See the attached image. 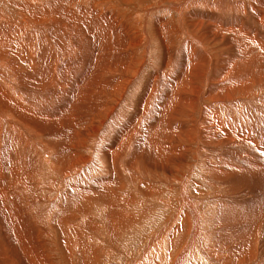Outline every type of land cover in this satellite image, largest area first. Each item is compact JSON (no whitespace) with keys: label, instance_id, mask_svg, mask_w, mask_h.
I'll return each mask as SVG.
<instances>
[{"label":"bare ground","instance_id":"obj_1","mask_svg":"<svg viewBox=\"0 0 264 264\" xmlns=\"http://www.w3.org/2000/svg\"><path fill=\"white\" fill-rule=\"evenodd\" d=\"M70 1L41 0L35 7L40 11L22 8L8 15L0 1V264H16L13 254L25 256L27 249L40 256L33 257L37 262L51 264L44 243L45 236H55L50 235L55 228L60 229V242L70 239L82 264L86 254L98 248L93 250L88 239L82 246L81 228L95 224L88 218L72 224L69 209L82 197L88 208L106 216L111 235L119 233L117 227L131 226V220L121 222L122 213L115 210L118 176L124 172L144 195L154 192L139 168L142 172L147 162L157 159L165 160L164 169L169 166L171 157L182 152L179 136L191 137L200 149L215 144L236 151L216 163L221 172L217 165L206 171L210 186L225 194L218 198L224 200L217 205L216 236L207 237L184 180L175 216L180 227L168 237L169 226L153 233L140 258L153 256L151 241L160 238L161 246L169 244V252L160 246L154 254L164 257L160 264H190L192 256L205 264H264V135L253 126L264 120L254 111L264 105V98L252 100L255 84L264 92L258 75L264 71V0H257L255 9L246 6L248 12L244 4L225 5L226 0H156L168 2L178 14L177 30L187 37L178 46L173 20L166 16L151 19L149 32L141 33L136 18L130 23L110 11L107 2L100 6L97 0H73L70 10ZM117 1L141 6L151 0ZM246 16L250 24L244 22ZM152 40L161 48L160 66L150 60L143 71ZM137 63L135 74L127 76ZM250 96L253 118L234 123L231 115ZM181 114L184 122L175 123ZM90 142L92 152L85 155ZM248 146L258 151L246 154L242 147ZM145 153L152 154L151 160H143ZM101 154L113 160L102 164ZM67 158L76 160L68 165ZM77 160L82 164L79 171ZM66 257L71 260L70 251Z\"/></svg>","mask_w":264,"mask_h":264},{"label":"rangeland","instance_id":"obj_2","mask_svg":"<svg viewBox=\"0 0 264 264\" xmlns=\"http://www.w3.org/2000/svg\"><path fill=\"white\" fill-rule=\"evenodd\" d=\"M2 2H5L6 4V12L8 14H14V12H18L20 9L24 8L26 12L33 13L34 11H40L36 9L35 7L39 5V2L41 0H10L13 4H15V8L9 7V4L5 0H0ZM32 1V3H31ZM182 0H177L178 3H180ZM231 1V3H229ZM238 1V2H237ZM240 1V2H239ZM257 0H229L225 1V5H236L237 3H242L243 9L245 12H248L247 7H253L256 8L254 4L256 5ZM71 4L68 6L71 10L72 3H74L73 0L70 1ZM109 3L112 7L109 8L110 11H118V13L121 15L122 18L125 20L128 19H137V23L140 24L139 31L142 33L144 31L149 32L151 19H156V21L162 20V16H166L167 18L172 19L171 26L176 29L174 32V42L175 46H178L180 39L181 40H187V37L184 36L180 31H178V24L176 22L178 18V14L176 11H174V8H168L170 4L168 2L166 3H159L156 0H151L147 3H143L141 6L139 4H133V5H126L119 3L117 0H97L95 4H99L100 6H104L105 3ZM136 2V0H135ZM236 2V3H234ZM104 4V5H102ZM26 5H31L28 9H26ZM98 6V5H95ZM146 6V7H145ZM138 7V8H137ZM144 8H149L148 12L145 11ZM156 8V9H155ZM228 8V7H225ZM115 9V10H114ZM139 9V10H138ZM143 10V11H142ZM144 12V14H143ZM163 13V14H162ZM231 14H234L232 10L230 11ZM138 14V16H137ZM242 14V12H241ZM136 16V17H135ZM151 16V17H150ZM243 16V14H242ZM144 17V18H143ZM147 17V18H146ZM241 17V16H240ZM246 19V21H245ZM243 18L244 22L249 23L248 16ZM146 21V23H144ZM132 23L131 21H129ZM252 22V21H251ZM145 26H144V25ZM252 24V23H251ZM148 25V26H147ZM145 28V29H144ZM144 29V30H143ZM180 33V34H179ZM180 36H179V35ZM264 37V36H263ZM261 37V39H263ZM264 41V39L262 40ZM261 43V42H260ZM15 45V44H14ZM10 46V45H9ZM6 49H10L9 47ZM217 52V49H214ZM142 47L138 49L137 55L138 60L142 58ZM213 51V54L216 53ZM161 55V48L157 41L152 40L151 44L149 45V55H148V61L144 64V68L142 67L143 71L149 68L148 64L150 60L154 67H159V59ZM134 67H136L135 70H131L127 73V76L134 75L136 70L139 68V64L137 63ZM173 67V66H172ZM172 67H168V69H172ZM258 73V72H257ZM264 71L259 73L258 75L260 78L264 80ZM118 75H121L119 73ZM138 75V74H137ZM136 75V76H137ZM165 77V76H164ZM138 78H136L137 80ZM1 85V83H0ZM255 90V91H254ZM259 87L256 86V84L252 87V91L254 94H256V98L250 96L248 99L243 101L244 104L243 107H240L238 112H233V122L236 124L239 123H249V119H252L253 116H251V113L254 111H259V113L264 116V105H258V107H255L253 104L254 102L252 100H257L259 98H264V92L258 91ZM261 93V94H260ZM132 94V93H131ZM114 95H118V93H115ZM107 96V95H106ZM109 96L106 98L108 100ZM262 103L264 101H261ZM210 102H207V105H209ZM247 104V105H246ZM264 104V103H263ZM247 106V107H246ZM254 108V111L251 110L252 107ZM236 110V111H237ZM246 114V115H245ZM127 116V113H125ZM138 115V114H137ZM104 115H101L98 120H95L97 125H99V122L103 119ZM185 119V118H184ZM100 120V121H99ZM186 120V119H185ZM184 122L183 121V115L181 114L179 117L176 118L175 123L177 122ZM262 123V124H261ZM187 127L190 126L189 122H185ZM256 124V125H255ZM261 124V125H260ZM123 125V123L120 125V127ZM259 125V126H258ZM264 120L263 121H256L253 123V126H255L258 133L264 135ZM225 126V125H223ZM110 132V133H109ZM113 131H108V135L112 137ZM262 132V133H261ZM107 135V136H108ZM107 138H110V137ZM182 136H179L177 139L178 143L180 144L181 148V154L178 152V154L173 157H171L170 160H173L171 163L169 162V166H167L165 169L163 168L164 159H157L152 162H147L144 168L142 169V172L139 168V173L141 175L146 176V178L150 181L149 187L154 188V192L144 195L141 191V188H137L134 184H130L132 180L126 175L124 172H122L121 176H118V181L120 182L121 186L118 188L114 202L115 204V210L121 212L122 219L121 222L126 221L128 219L131 220L130 225L125 228L117 227V230L119 233H116V235H111V231L106 228V219L105 215L99 214L100 212L96 208H88L85 201L81 197L79 199V202L77 206L70 208L69 215L71 217V223L75 224L80 222L83 218H88L89 223L95 224L94 227L88 228V227H82V246H87L85 239H88V243L91 246V248L94 250V248H98V251L95 250V253L93 255L91 254L92 251L88 252L85 256V260L82 262V264H147L146 259H148L151 263H157L160 264V261L164 257L160 256L159 259L156 258L157 252H159V248L162 245V240L160 238H156V241H151L152 245L151 248L155 249V252H152L150 255L151 257H145L146 259H141L140 254L142 251V248L146 244V240L149 239V237L154 233H162L165 228H167V237L168 235L173 231L174 228H177V225L179 226V219L175 218L177 215L178 207V191L180 190V183L186 181V191L195 201L194 208H197V211L200 213V220L205 224V230L207 237H210V239L215 238L216 236V215H217V205H221L224 199H218L223 195L216 187V189L211 187L212 181L209 179L208 174L206 171H208L209 168L213 169L215 165L216 169H220L219 164L221 161L224 162L229 159V157L236 151L233 152L230 150H222L224 149L222 146H217L215 144L209 145L207 148L201 147V149L198 147V144L195 141H191V137L184 138ZM131 139V138H130ZM188 140V141H187ZM190 140V141H189ZM181 141V142H180ZM95 142V141H94ZM94 142H90L87 147V151H85V155L88 153V155L91 154ZM125 143L124 145H126ZM123 145V146H124ZM130 146L133 147L134 143H130ZM260 147V146H259ZM197 148V149H196ZM214 148V149H213ZM256 148V147H255ZM123 147V151H124ZM199 149V150H198ZM212 149V150H210ZM246 149V154H252L255 150L252 146L251 149L248 147H242V151ZM257 149V148H256ZM253 150V152H252ZM200 151V152H199ZM212 151V152H211ZM239 151V148H238ZM219 152V153H218ZM223 152V153H222ZM205 153V155L203 154ZM231 153V154H230ZM238 153V152H237ZM180 154V156H179ZM226 157H224L223 155ZM229 154V156H228ZM106 155V157H105ZM210 155V156H209ZM222 155V156H221ZM100 161L102 164H106L107 162H110V159L107 154H101L100 155ZM215 156V157H214ZM224 157V158H223ZM152 158V154L145 153L143 156L144 161H149ZM220 158V160H219ZM72 159V160H71ZM70 160L67 158V164L70 165L71 161L75 162L76 159L71 158ZM187 159V160H186ZM215 159V160H214ZM218 159V161L216 160ZM178 160H180L178 163ZM185 160V161H184ZM199 160V161H198ZM209 160V162L207 161ZM78 161V160H77ZM207 161V163H206ZM216 161V162H215ZM65 162V163H66ZM117 164V161H114ZM212 162V163H210ZM121 163V160L119 164ZM173 163V164H172ZM178 163V164H177ZM212 165H210V164ZM214 163V164H213ZM172 164V165H171ZM207 165V166H206ZM121 166V164H120ZM174 166V167H173ZM173 167V169H171ZM181 167V168H180ZM76 169L78 168V171L82 169L81 162L78 161L76 163ZM183 168V169H182ZM177 169V170H175ZM223 170V169H222ZM170 171V172H168ZM221 172V169L219 170ZM164 172H167V180L163 175ZM211 172V171H210ZM169 173V175H168ZM177 173V174H176ZM140 174H135L136 178H140ZM98 175V174H97ZM161 177V178H160ZM169 178V179H168ZM167 182V183H166ZM170 182V183H169ZM254 183L262 185L263 183H259L258 181H255ZM133 185V186H132ZM143 187V185H141ZM172 188V189H171ZM63 190V188L61 189ZM243 193L245 190H241ZM62 192V191H61ZM220 192V193H219ZM39 196H42L46 199H51L47 193H41ZM222 198V197H221ZM130 199V202L127 205H124V202L126 200ZM222 200V201H221ZM216 206H215V205ZM81 205V206H80ZM218 205V206H219ZM27 206V205H25ZM202 211V212H201ZM176 212V213H175ZM204 212V214H203ZM206 214V215H205ZM126 215V216H125ZM125 216V217H124ZM206 216V217H205ZM108 217V216H107ZM127 218V219H126ZM180 218V216H179ZM203 219V220H202ZM172 220L174 223L171 226ZM110 227V224H109ZM180 227V226H179ZM54 231V232H53ZM60 229L52 230L50 235L52 239L45 236L46 242L44 243V247L46 249V252L50 255L48 258V261L51 264H81L80 259L76 256L77 249L73 245V243L70 241L69 238H66L65 241L60 242ZM215 232V233H214ZM166 235V233H165ZM42 239V238H41ZM163 240L165 237L162 238ZM160 240V241H159ZM159 245H158V243ZM154 243V246H153ZM169 245V244H168ZM161 246V250H164L166 252H169V246ZM96 248V249H97ZM30 250H26L25 256L19 255L18 253L13 254V257L15 258L16 264H31L33 261L35 263V259L33 257H37V253L31 252ZM70 251L72 254L71 260L67 259V252ZM45 252V251H44ZM34 253V255H33ZM95 254V255H94ZM20 256V257H17ZM32 255V256H31ZM45 256V253H44ZM40 257V256H39ZM43 257V256H42ZM189 257V255H188ZM193 257V258H192ZM189 258V263L196 262L198 264H205L202 260H199L197 257L192 256ZM21 258V259H20ZM24 258V259H22ZM28 258V259H27ZM30 258V259H29ZM157 259L155 261V259ZM197 259V260H196ZM22 260V261H21ZM31 260V262L29 261ZM131 260V261H130ZM154 260V261H153ZM140 261V262H138ZM18 262V263H17ZM29 262V263H28ZM40 262V261H38ZM37 264H43L42 262ZM129 262V263H128ZM132 262V263H131ZM134 262V263H133ZM146 262V263H145ZM153 262V263H152ZM201 262V263H200ZM35 263V264H36Z\"/></svg>","mask_w":264,"mask_h":264}]
</instances>
